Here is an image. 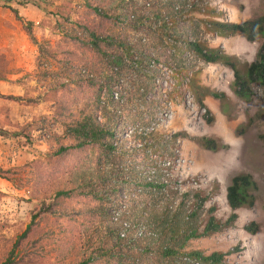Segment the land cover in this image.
I'll return each instance as SVG.
<instances>
[{"label": "rangeland", "instance_id": "374dc122", "mask_svg": "<svg viewBox=\"0 0 264 264\" xmlns=\"http://www.w3.org/2000/svg\"><path fill=\"white\" fill-rule=\"evenodd\" d=\"M224 2L226 17L207 13L184 19L186 28L182 34L210 48L209 39L215 35L207 22H218L220 18L243 24L264 15V0ZM134 6L146 18L144 6L131 0H0V68L7 77V81H0V264L36 215L12 264H73L84 254L94 253L108 237V226L117 227L110 220L109 208L120 186L132 201L133 217L151 218L152 207L156 213L165 214L168 208L174 210L181 203L191 213L200 202L199 194L200 199L206 198L199 211L200 231L211 216L225 224L233 213L226 187L240 173L252 175L258 184L255 206L237 210L235 223L190 241L184 251H201L205 255L231 251L224 264H264V89L253 82L243 97L237 93L230 67L206 63L198 57L186 61L168 57L162 34L147 25L133 27L134 21H121ZM10 8L18 10L22 19H17ZM104 12L109 19L101 18ZM27 23H32L30 33ZM90 30L104 36L119 34L132 42L140 39L152 46L147 50L156 51L160 61L192 72L187 89H178L172 95V111L157 106L162 105L163 97L157 94L161 89H155L153 79L137 95L140 83L128 77V70L113 93L106 84L100 92V86L92 87L90 80L106 82L113 71L108 58L86 46ZM146 30L156 32L158 38L147 36ZM182 34L177 31V35ZM238 36L230 41L228 50L221 42L211 49L229 56L246 79L248 66L254 62L255 54V62L258 60L264 38L251 42L253 56L247 62L239 50L247 42ZM210 64L215 68L210 69ZM156 75L163 77L159 86L164 87L165 75ZM140 81L145 83L142 78ZM213 93L224 96L216 99ZM18 97L21 99H15ZM94 106L101 123L108 122L111 114L117 116L111 123L112 144L117 148L114 154L107 156L103 148L90 147L56 155L62 146L59 139L67 132L66 125L79 119L82 110L89 112ZM133 117L136 121L130 123ZM209 117L214 119L210 124L206 121ZM137 122L142 126L150 122L146 131L154 128L155 134L176 139L163 146L167 152L160 146L150 148L146 144L153 145L156 136L139 142L129 132ZM204 138L214 140L217 150L206 149ZM160 154L168 155L170 166L163 165L165 158L155 159ZM160 160L163 172L155 174L156 161ZM100 175L109 177L105 185ZM89 179L92 183H85ZM151 179H166V185L152 191L146 186ZM91 189L92 196L88 194ZM56 190L72 194L57 199ZM140 190L144 193L138 197L134 193ZM95 193L103 200H98ZM252 222L259 226L256 235L245 230Z\"/></svg>", "mask_w": 264, "mask_h": 264}, {"label": "trees", "instance_id": "16d2710c", "mask_svg": "<svg viewBox=\"0 0 264 264\" xmlns=\"http://www.w3.org/2000/svg\"><path fill=\"white\" fill-rule=\"evenodd\" d=\"M17 3H19V1H17ZM10 9L15 13L17 19H22L19 16L18 10L14 8ZM94 9L96 10V8ZM130 13H135L136 15L133 20V27L140 26V24L143 25V21L146 18L137 10L136 6H134L128 14ZM101 18L107 20L110 16L107 12H104ZM26 27L30 33L32 31V23H27ZM212 30L217 32L219 37L227 38L236 35H244L247 41L254 42L260 36L264 38V15L257 20L247 21L243 24L213 23ZM148 31L147 36L152 35L154 39L158 38L156 32ZM89 33L90 40L85 42L86 46H89L104 59L105 57L108 58L107 64L111 66L110 69L113 71V73L107 77L106 82L95 83L93 80H90L89 82L92 87L100 86L98 90V92H100L101 88L106 84L108 91L113 93L112 90L119 83L125 70H128L130 73L128 77L131 79L133 78V82L140 83L136 92L137 95H139L138 92L141 87L147 88L150 85L151 78L142 73L141 69H138L136 65L137 63H145L146 58L149 57L145 55V49H151L152 46L141 43L140 39L136 42L127 41L124 36L122 37V35L119 34L104 36L102 32L99 34L91 30ZM192 46L195 52L199 54L206 63H222L233 70L235 83L238 88V95L246 97L247 94L245 92L248 86L253 82H256L264 89V46L258 54V60L248 66L246 79L240 75L236 66L230 61V57L225 53L205 48L201 43H193ZM147 51L150 52L151 50ZM127 58L128 60H126ZM135 58L138 59L135 60ZM0 71V81H7V77L2 72L1 68ZM141 78L145 83H141ZM0 96L2 95L0 94ZM212 96L219 99L224 95L213 93ZM247 98H249V96ZM15 99L20 100L21 98L18 97ZM95 110V106L94 110H92L93 112L82 110L79 119L66 125L67 132L64 137L59 139L62 146L56 152V155H68L75 151L86 150L90 147L103 148L107 156H112L114 154L117 148L112 144L114 133L111 129V123L115 122L117 116L116 114H111L108 117V122L101 123L96 119ZM213 120L212 117H209L206 121L210 124ZM132 121L130 123H135L136 117H133ZM149 123L150 122H146L143 126L147 127ZM202 142L206 149L217 150L214 140L204 138ZM165 144L167 143L161 144V149L164 148L163 146ZM99 177L103 185L106 184L109 178L108 176L101 175ZM85 183H92V181L89 179V181ZM153 185L152 183H148L146 186L154 188ZM257 187L256 181L250 174L240 173L235 175L231 179L230 185L226 188L227 202L233 211L232 215L225 224L217 223L215 217L211 216L203 232L200 231L198 222L200 218L199 211L201 207H203L206 198L200 199L199 194L197 195V199H199L200 202L191 213L186 211L184 203H181L174 210L168 208L165 214L156 213L154 207H152L151 211L153 214L151 218H147V225L153 233L152 236L143 240H137L135 247L130 248L129 245L117 235L118 228L108 226V237H104L102 245L94 249V253L89 255L84 254L79 262L73 264H95L100 261L105 264H224V259L233 252H214L211 255H205L201 251L186 252L184 250L190 241L221 232L224 226H230L232 223H235L238 219L237 210L241 208H253L256 203V196L254 193L258 190ZM71 194V192L66 190H56L55 197L57 199L70 197ZM88 194L91 196L94 195L92 189L89 190ZM97 195L95 193L98 200H103L102 197H98ZM103 216H105L104 211ZM37 217V215L33 217V222L14 244L13 249L10 254L6 256V261L3 264L13 263V256L15 255L16 249L31 231L34 220ZM245 230L252 235H256L259 231V226L256 222H252L245 227ZM158 242H160V245H156ZM94 255H97L96 259Z\"/></svg>", "mask_w": 264, "mask_h": 264}, {"label": "built area", "instance_id": "2783aa9c", "mask_svg": "<svg viewBox=\"0 0 264 264\" xmlns=\"http://www.w3.org/2000/svg\"><path fill=\"white\" fill-rule=\"evenodd\" d=\"M136 1L138 4H142L144 9L147 11L146 19L143 21V25H147L153 31H157L158 34H162L163 36V46L165 47V51L168 57L175 58L174 60H190L194 57H198L200 61L205 62L202 57L195 52L194 47L192 46L193 43H200L195 42L191 36L182 34V31L186 28V23L184 19L187 18H194V16H202L207 13H215L217 15H223L226 17L227 7L224 0H131ZM135 13H130L128 16L121 18L122 22L132 23L135 19ZM218 22L212 21L207 22V27L211 28L213 23H228L223 22V19ZM150 25V26H149ZM165 30V31H164ZM177 31L182 34V36L177 35ZM213 38L209 40H215L219 36L217 32L213 31ZM211 34V35H213ZM215 37V38H214ZM211 49V47H210ZM205 53V52H204ZM145 55L149 57L146 58L145 63H137V68L141 69V72L151 78V82L153 79L155 89L160 90V94L163 97L162 105L157 106L159 108L166 107L169 112L172 111L174 108L172 95L177 92L178 89L184 90L187 89L190 80L192 78V72H189L186 68L176 69L174 66L168 65L166 62H162L159 59V54L156 51H147ZM138 58H135V60ZM146 65V66H145ZM187 71H186V70ZM157 72H161L164 74V87L162 88L159 86V83L162 82V79L157 77ZM153 84V83H152ZM168 112V113H169ZM169 117V115L167 116ZM166 117V118H167ZM143 124V123H142ZM141 123L137 122L134 124L133 129L129 132L131 134H135V139L142 140L145 137H149L150 135L156 136L155 140L153 141V145L146 144L150 148H154L155 146H160V150L163 152H167V149H161V145L159 143H169L172 140H175V136H162L157 135L154 133L155 129L151 128V130L147 129L142 126ZM152 127V125H150ZM142 145V143H138ZM168 157L167 154H160L155 155V159L165 158L162 162L164 166L168 164L171 165L170 161H167L166 158ZM156 161L155 166V174L163 172V166ZM166 162V163H165ZM169 162V163H167ZM166 180V179H165ZM165 180L163 182H158L157 180L151 179L149 183L154 184V188L151 187L152 191L159 190L160 188L163 189L165 184ZM144 192L134 193L136 196L140 197L141 194ZM118 195L116 199L113 201V205L109 208V217L111 222L117 226V235L124 241L126 244L129 245L130 248L135 247V243L137 240H143L153 235L151 229L147 225V217L141 215L138 217L137 215H131L130 213V203H132L129 195L126 193L123 187L120 186L118 190ZM118 204H115V203ZM137 218V219H136ZM142 250V249H141Z\"/></svg>", "mask_w": 264, "mask_h": 264}, {"label": "crops", "instance_id": "0c3cea01", "mask_svg": "<svg viewBox=\"0 0 264 264\" xmlns=\"http://www.w3.org/2000/svg\"><path fill=\"white\" fill-rule=\"evenodd\" d=\"M10 31V30H9ZM13 34H15L14 32H12ZM233 37V38H232ZM231 38L230 37H227V38H230V39H223V37H218L217 39H215V40H209V42H210V47H212L213 48V46L216 44V43H218V42H221V43H223V47H225V49L226 50H228L229 49V46H230V41H232V39H234V36H232ZM238 37H240L242 40H246V42H247V44H246V47H244V48H241V49H239L240 50V56L242 57L243 55L244 56H246V61L247 62H251V58H252V47H253V44L251 43V42H248L247 41V39L245 38V37H243V36H238ZM11 38V37H10ZM8 43L9 42H7V45L6 46H8ZM214 43V44H213ZM4 50H6V48L4 49ZM236 51V50H235ZM14 52H15V50H14ZM242 52H246V53H242ZM256 56H257V54H255L254 55V59L252 60V61H255V58H256ZM213 68H215V66L214 65H212V64H210V69H213ZM10 79H12L11 77H10ZM0 85H1V83H0ZM0 93H2V91H0ZM207 104H209L208 103V100L206 99V101H205Z\"/></svg>", "mask_w": 264, "mask_h": 264}, {"label": "clouds", "instance_id": "9594fccd", "mask_svg": "<svg viewBox=\"0 0 264 264\" xmlns=\"http://www.w3.org/2000/svg\"><path fill=\"white\" fill-rule=\"evenodd\" d=\"M244 37H245V36H244ZM245 38H246V37H245ZM246 39H247V38H246ZM248 42H249V41H248ZM254 42H255V41H254ZM254 62H255V61H254ZM254 62H253V63H254ZM246 174H247V173H246ZM251 176H252V175H251ZM256 183H257V182H256ZM257 185H258V184H257ZM226 188H227V187H226Z\"/></svg>", "mask_w": 264, "mask_h": 264}]
</instances>
